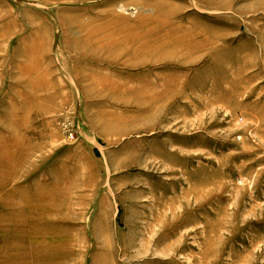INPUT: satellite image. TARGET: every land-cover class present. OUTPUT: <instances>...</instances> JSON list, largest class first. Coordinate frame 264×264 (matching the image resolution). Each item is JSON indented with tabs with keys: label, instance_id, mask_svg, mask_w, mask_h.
I'll return each mask as SVG.
<instances>
[{
	"label": "rangeland",
	"instance_id": "rangeland-1",
	"mask_svg": "<svg viewBox=\"0 0 264 264\" xmlns=\"http://www.w3.org/2000/svg\"><path fill=\"white\" fill-rule=\"evenodd\" d=\"M0 264H264V0H0Z\"/></svg>",
	"mask_w": 264,
	"mask_h": 264
}]
</instances>
